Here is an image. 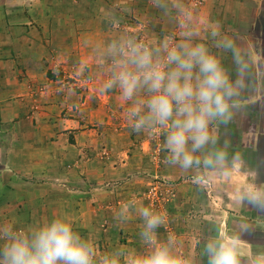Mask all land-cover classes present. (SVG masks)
Wrapping results in <instances>:
<instances>
[{"label": "crops", "instance_id": "obj_1", "mask_svg": "<svg viewBox=\"0 0 264 264\" xmlns=\"http://www.w3.org/2000/svg\"><path fill=\"white\" fill-rule=\"evenodd\" d=\"M252 2L209 0L204 11L192 12L197 18L193 28L200 31L198 40L210 39L209 46L208 28L219 26L233 34L239 45L253 49L259 72L264 41L251 46L249 33L241 27L256 16L250 13ZM131 17L145 23L147 43L170 35L169 28L175 30L170 23L181 18L175 9L165 15L152 0H0V224L26 227L66 213L74 229L90 237L100 253L145 251L137 207L147 203L129 205L127 219L114 217L127 204L125 196L149 183L157 171L151 163L157 147L154 133H134L117 91H101L111 64L104 55L107 44L122 34L139 36L137 27L119 26ZM175 34L182 38L179 30ZM224 61L234 69L230 54H224ZM72 82L77 90L66 86ZM242 103L246 106L226 127L231 144L234 134L240 141L230 153L241 156L234 168L229 156L225 182L215 180V171L209 170L194 182L191 172L167 167L161 157V177L189 176L191 182L180 184L173 204L176 216L156 232L166 240V229H175L176 247L192 264H207L203 249L217 235V227L240 236L245 256L264 250L258 247L264 245V216L241 200L250 184L264 186V94L258 91ZM220 196L224 202L217 200ZM171 209L175 211L168 206L165 212ZM107 216L116 222L113 237H105ZM122 230L129 234L127 241H121Z\"/></svg>", "mask_w": 264, "mask_h": 264}, {"label": "clouds", "instance_id": "obj_2", "mask_svg": "<svg viewBox=\"0 0 264 264\" xmlns=\"http://www.w3.org/2000/svg\"><path fill=\"white\" fill-rule=\"evenodd\" d=\"M152 4L165 15L175 9L183 17L182 38L165 35L147 43L135 34H122L111 40L104 52L111 60L109 78L101 91H117L134 133L161 134L167 167L191 172L194 182L204 170L223 171L229 156L234 168L239 154L230 153L231 141L218 132L246 106L242 101L258 91L264 94V66L258 72L253 49L239 45L219 26L207 29L211 46L198 40L199 30L185 28L192 12L184 0H152ZM224 54H230L234 69L225 65ZM241 200L264 212V186L250 184ZM128 212L129 204H124L114 218L127 219ZM137 212L143 222L139 232L143 252L118 248L100 253L62 213L26 227L0 224V264H192L176 247L173 234L159 238L156 229L165 224L163 212L151 205H140ZM242 244L239 235L217 227V235L203 249L207 264H242V257L246 264H264V250L245 256Z\"/></svg>", "mask_w": 264, "mask_h": 264}, {"label": "rangeland", "instance_id": "obj_3", "mask_svg": "<svg viewBox=\"0 0 264 264\" xmlns=\"http://www.w3.org/2000/svg\"><path fill=\"white\" fill-rule=\"evenodd\" d=\"M208 1L209 0H188L186 5L189 7L191 12H194L196 9H200L201 11H204L207 8ZM251 2L255 5L250 4V8L253 9V10L252 9L250 10V13L255 14L256 16H253L252 20H250V21H243V23L241 24V27L246 28V29H244V31L245 32L247 31L249 33L248 39H249L250 45L251 46L253 45L256 47L258 44L263 45V41H264V33H263L264 28L262 26L263 22H264L263 21L264 18H262L261 14H260L261 12H264V3H263L264 0H251ZM218 4H220V3L218 2ZM219 9H220L219 12H221L224 15V13H225L224 7L219 6ZM209 12H210V14L212 13L211 11H208V14H209ZM131 19L129 20V18H128V21L126 23H123L124 20H122L121 22H119V26L122 25L121 26L122 29L130 28L131 25H133V27H137V30L139 31L138 39L146 42L145 26H144L145 23L139 21L136 17H131ZM196 19L197 18H194V16L192 15L191 22L186 23L185 28H193V26L196 24ZM182 21H183V17H181L180 21H178V22L172 21L170 23L171 28H175V30H171L169 28V31L171 33L170 36L174 37L177 40H178L179 34H175V31L179 30V32H181L179 22H182ZM237 31H239V30L237 29ZM200 36H201V34H200ZM201 39L204 40L202 37H201ZM207 42L209 43L210 39H207ZM65 79L66 78H64L63 80H65ZM67 81H69V79H67L65 81V83ZM66 86L67 87L68 86L73 87V90L78 89L76 83H73V82H72V85L66 84ZM64 88H66V87H64ZM218 134L222 138L225 136L228 138V136H229L226 133V128L223 126H221V129L218 132ZM160 138H161V134L159 132L154 133V141H155V144L157 147L152 152V160H151L152 162L151 163H152V165H154V167L157 169V171L154 172L153 179L150 181L148 180L149 183L145 184L143 182L142 185H138L137 188H134L131 192L132 194H130V196L132 198L129 196H125L124 201H125V203L127 202V204H129L131 206H133L135 204V202L140 204V201H143V202L145 201L147 203V205H151L154 208H156L157 210L164 213L165 222L169 221L170 218H171V222H172L173 221L172 217L176 216L175 215L176 206H174L173 204L178 201L179 198L177 197V194H178L180 188H182V186L180 184L186 183V185H188V183L191 182L190 181L191 179L189 176L181 177L180 180H177V179L174 180V179H168L165 177H161V175L158 173L159 172L158 170H160V168H161L160 165H162L161 164V162H162L161 157H163L162 151H161V140H160ZM239 143H240L239 137L236 134H234V141H233V144H231V147L237 146V144H239ZM237 153L239 154V156H241L239 152H237ZM261 153H262V157L264 159V151H262ZM226 163H227V161H226ZM226 163H225V165H226ZM225 168H227V167L224 166V169ZM216 171H215V174H216L215 180L217 179L218 182H225L226 179H224V175H226V173L229 172L230 170L229 171L224 170L223 172H221V170H218L217 172ZM220 173H224V174H220ZM260 178L264 179V167H262V170L260 172ZM185 180H189V181H185ZM225 186H226V188H228L227 184L223 185V188H225ZM187 189L188 188H186L185 190H187ZM217 200H221L222 202H224L225 198L220 196V198H217ZM168 206L171 208L175 207V211H172V209H171V213L165 212L166 207H168ZM259 212L261 213V216H264V212H261L260 210H259ZM103 225H104V228L106 231L105 237H108L110 235L113 237L116 233V230H115L116 229L115 228L116 222H115L114 218H112V217L110 218L107 216V218L103 221ZM166 231L167 232L170 231V233L175 235V237L178 234L175 229H166ZM125 233L126 232L124 230L121 231V236H122L121 241L122 242L124 239H126V241H127L129 234L125 235ZM100 247H103V245H100ZM101 249L102 248H100V250Z\"/></svg>", "mask_w": 264, "mask_h": 264}]
</instances>
